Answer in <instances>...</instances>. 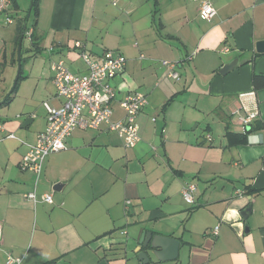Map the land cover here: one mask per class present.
I'll list each match as a JSON object with an SVG mask.
<instances>
[{"label":"crops","instance_id":"crops-1","mask_svg":"<svg viewBox=\"0 0 264 264\" xmlns=\"http://www.w3.org/2000/svg\"><path fill=\"white\" fill-rule=\"evenodd\" d=\"M210 1L216 15L206 21L192 0H38L28 22L50 64L84 74L81 50L94 60L118 51L126 65L111 82V120L122 118L117 101L128 93L145 94L148 105L135 147L105 125L77 128L37 176L19 163L46 127L44 104L63 101L50 64L19 71L0 100V264L7 254L20 264H141L142 231L179 241L150 264H264V87L253 85L264 79L254 68L264 0ZM30 5L12 0L11 28L0 14V45L19 41ZM162 61L177 63L179 80L166 77ZM188 184L192 205L181 194ZM31 192L36 203L24 197Z\"/></svg>","mask_w":264,"mask_h":264},{"label":"built area","instance_id":"built-area-1","mask_svg":"<svg viewBox=\"0 0 264 264\" xmlns=\"http://www.w3.org/2000/svg\"><path fill=\"white\" fill-rule=\"evenodd\" d=\"M199 6L201 18L210 21L216 10L210 0H192ZM115 1L113 5H115ZM12 0H0V14L4 16L6 25L13 23V17L9 14ZM28 39L32 29L26 33ZM76 49L82 48L80 43L75 44ZM223 52L229 49L224 48ZM82 60L86 65L84 74H73L66 67L62 60L53 62L50 70L53 73L52 83L56 89V96L62 99L59 107H51L44 104L46 110V127L44 131L36 136L33 145H29L28 151L21 158L19 168L22 171L34 172L37 176L41 173L42 165L46 157L52 153L66 149V141L72 132L79 129L96 130L105 125L108 131L115 132L122 140L124 147L133 148L140 141L136 118L140 111L148 105L147 96L140 92H132L124 95L117 101L123 111L120 120L112 121V103L115 100V91L112 80L123 74L126 65V58L118 51H105L100 60H94L90 54L81 50ZM162 66L167 70L166 77L172 80H179L176 72L177 63L162 61ZM244 126L250 123L249 118L242 120ZM8 138H15L9 134ZM209 137L207 136V139ZM194 186L188 184L182 189L183 200L193 204L192 193ZM25 199L36 203L37 198L34 192L28 193ZM44 203L52 204V197L44 194L41 197ZM129 204V201L126 202ZM122 234H125L123 231ZM217 234V227L214 229ZM2 243V229L0 226V245ZM21 258L6 255L5 264H20Z\"/></svg>","mask_w":264,"mask_h":264},{"label":"rangeland","instance_id":"rangeland-1","mask_svg":"<svg viewBox=\"0 0 264 264\" xmlns=\"http://www.w3.org/2000/svg\"><path fill=\"white\" fill-rule=\"evenodd\" d=\"M29 3L30 0H22V5L25 8H29ZM31 21L32 19L29 20L27 24L28 27H31ZM15 22L17 21L15 20ZM4 26L6 28L14 27V25H9L10 27L6 25ZM27 38L28 37L26 36V38L22 40L19 61L17 58L18 41H16V39L11 42H6V45L4 46L3 44L0 45V100L6 97L11 91L20 70H22V72L31 73H34L37 70H49L51 60H49L50 56L48 52L45 49L37 48L35 44H32L30 39ZM84 47L86 48V46ZM53 62H51V64Z\"/></svg>","mask_w":264,"mask_h":264},{"label":"water","instance_id":"water-1","mask_svg":"<svg viewBox=\"0 0 264 264\" xmlns=\"http://www.w3.org/2000/svg\"><path fill=\"white\" fill-rule=\"evenodd\" d=\"M33 0H31L30 9L32 6ZM29 9V11H30ZM30 12L27 15V20L29 18ZM27 20L23 24L22 31L20 33L18 46H17V58L19 61L21 44L24 37V33L27 27ZM255 55L258 58L255 60L254 68L255 75L264 76V41L257 42L254 48ZM237 60H234L232 63L225 65L220 71L219 74L226 75L234 69L236 66ZM57 187H59L57 185ZM244 217V216H243ZM138 249L134 251V254L141 264H150L152 262L151 258L154 257L157 261H162L164 258V251L166 248L172 247L174 253L176 252L179 241L173 238L163 237L159 235H152L151 231H142L136 240ZM163 251V253H162ZM64 264V263H57Z\"/></svg>","mask_w":264,"mask_h":264},{"label":"trees","instance_id":"trees-1","mask_svg":"<svg viewBox=\"0 0 264 264\" xmlns=\"http://www.w3.org/2000/svg\"><path fill=\"white\" fill-rule=\"evenodd\" d=\"M37 4H38V0H33V3H32V6H31V9H30V15H32V16H34V18L37 16V10H38V7H37ZM30 15H29V17H30ZM27 20V17L23 20V22H21V25H20V33H21V31H22V27H23V24L25 23V21ZM27 24H28V21H27ZM35 26H36V24H35V21H32V25H31V27H28V25H27V27H26V30H25V33L29 30V29H32V34H31V37H30V42H32V44H35V46H36V43H35V41H36V38H35V41H34V31H35ZM24 33V37H23V39L24 38H26V34ZM28 39V38H27ZM18 40H19V37H18ZM18 78H19V76H18ZM253 85H254V88L255 89H259V88H262V87H264V79H261L260 77H254L253 78ZM8 98L9 97H7L5 100H8ZM251 130H249V131H246L245 133H244V135L246 136L249 132H250Z\"/></svg>","mask_w":264,"mask_h":264}]
</instances>
